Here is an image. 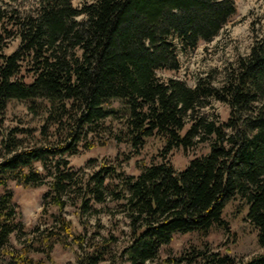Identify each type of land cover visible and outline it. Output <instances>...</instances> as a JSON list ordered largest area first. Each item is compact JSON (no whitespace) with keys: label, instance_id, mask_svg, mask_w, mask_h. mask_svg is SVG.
I'll use <instances>...</instances> for the list:
<instances>
[{"label":"trees","instance_id":"obj_1","mask_svg":"<svg viewBox=\"0 0 264 264\" xmlns=\"http://www.w3.org/2000/svg\"><path fill=\"white\" fill-rule=\"evenodd\" d=\"M12 1L34 6L22 11L0 0V257L8 264H47L60 245L75 253L78 264H100L99 249L85 255L75 250H83L86 235L64 211L78 207L85 224L100 213L93 204L108 199L130 221L124 250L130 264L155 262L177 234L228 230L224 211L237 197L264 249V36L223 70L219 86L200 79L193 88L159 76L181 69L179 47L195 51L224 31L237 13L234 0H94L82 8L73 0ZM13 41L16 49L6 53ZM211 100L229 106L227 122L203 114ZM13 101L28 103L39 124L6 126ZM98 135L129 145L130 153L121 164L74 170L69 158L92 150ZM153 137L164 141L163 161L127 174L122 164ZM202 142L209 152L176 170L168 156ZM11 183L47 187L42 214L58 211L48 214L51 225L26 229ZM13 236L20 248L12 245ZM170 261L264 264V253L237 262L193 250Z\"/></svg>","mask_w":264,"mask_h":264},{"label":"rangeland","instance_id":"obj_2","mask_svg":"<svg viewBox=\"0 0 264 264\" xmlns=\"http://www.w3.org/2000/svg\"><path fill=\"white\" fill-rule=\"evenodd\" d=\"M92 1L94 0H73V5L82 8L84 4ZM234 1L237 13L224 31L213 42H201L195 51L183 52L179 47L181 69L178 72L159 71L161 78L183 80L193 88L200 79H206L214 86L220 85L223 70L239 56L249 53L255 37L264 36V0ZM9 3L22 11L34 6V1L9 0ZM17 44L18 41L11 42L6 53L14 51ZM112 105L115 108L121 107L117 101H114ZM203 114L208 116L209 120L224 123L230 117V108L226 104L211 100L210 106L203 110ZM33 118L35 117L28 111V103L13 101L5 116V125L25 126L26 123H31L37 126L39 120ZM102 141H106V145H101ZM95 142L96 145L92 150L69 158L74 170L84 169L85 172L91 173L96 171L100 164L111 166L121 164L123 158L131 151L129 145L119 144L113 138L107 139L98 135ZM163 146L164 141L159 137L147 139L140 153L122 164L123 170L129 175H139L141 165L162 162ZM209 150V143L202 142L193 149H176L168 156V159L176 170H182L192 159L206 155ZM89 160L94 161L88 163ZM10 188L14 193V202L21 214V220L28 231L35 227L43 229L46 225L52 224V218L48 214H56L57 208H50L48 214H42L43 195L48 190L47 187L26 190L11 183ZM93 208L99 210L100 213L86 217L85 224L80 222L78 207L69 205L64 211V215L72 220L75 230L86 235L83 250L77 247L75 250L85 255L99 249L101 255L104 256L100 264H130L127 255L124 254V250L131 241L130 221L121 212L119 203L108 199L105 204H93ZM247 213L248 207L240 198L231 200L224 211V219L230 226L228 230L214 228L207 236L199 233L177 234L169 245L162 248L158 259L149 264H176L170 260L187 256L193 250H207L222 256L228 255L237 262H247L263 254L264 249L258 244L257 231L248 222ZM11 243L16 249L22 245V242L19 243L14 236L11 238ZM35 257L45 258L43 255ZM0 261L5 264L9 262L3 257H0ZM47 264H78V262L74 252L58 245L52 254V262H47Z\"/></svg>","mask_w":264,"mask_h":264}]
</instances>
